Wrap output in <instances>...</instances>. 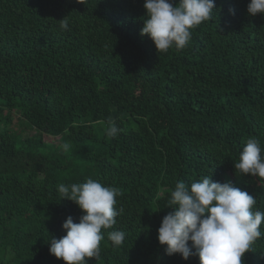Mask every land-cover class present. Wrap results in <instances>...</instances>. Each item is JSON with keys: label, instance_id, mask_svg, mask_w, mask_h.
<instances>
[{"label": "trees", "instance_id": "obj_1", "mask_svg": "<svg viewBox=\"0 0 264 264\" xmlns=\"http://www.w3.org/2000/svg\"><path fill=\"white\" fill-rule=\"evenodd\" d=\"M249 2L215 0L186 47L158 53L140 34L144 0H0V264H65L49 241L83 213L61 183L119 189L123 212L88 264H200L158 242L178 181H230L264 212V179L234 169L247 139L264 149V16ZM243 264H264V235Z\"/></svg>", "mask_w": 264, "mask_h": 264}, {"label": "clouds", "instance_id": "obj_2", "mask_svg": "<svg viewBox=\"0 0 264 264\" xmlns=\"http://www.w3.org/2000/svg\"><path fill=\"white\" fill-rule=\"evenodd\" d=\"M143 7L145 18L140 34L147 35L160 53L173 46L186 47L191 30L209 20L216 5L215 0H144ZM247 13L264 16V0H250ZM59 21L62 30H69L66 18ZM108 125L106 136L116 138L121 129L111 119ZM60 147L68 152L70 144L65 142ZM234 169L241 176L250 174L264 179V149L260 139H247ZM57 192L61 200L74 202L83 214L78 223L71 216L66 218L62 224L66 235L50 239L49 253L65 264H88L86 258L99 256L100 242L104 239L102 229L112 228L123 212L116 207L119 189L89 178L83 183L58 184ZM256 203L248 192L230 181H213L211 175L190 185L178 181L163 207L173 211L162 218L158 242L166 246L167 255L179 254L185 261L195 254L200 264H243L245 253L264 235L261 231L264 212L252 210ZM107 235L113 246L118 247L126 234L114 230Z\"/></svg>", "mask_w": 264, "mask_h": 264}, {"label": "rangeland", "instance_id": "obj_3", "mask_svg": "<svg viewBox=\"0 0 264 264\" xmlns=\"http://www.w3.org/2000/svg\"><path fill=\"white\" fill-rule=\"evenodd\" d=\"M19 113L18 112H13V121H12V125L11 127L14 128V129H18L21 127L20 125V120H19ZM28 132L30 134L34 133V130H28ZM43 138L46 139V140H50V141H54L56 140V136H52V135H48V134H44L43 135Z\"/></svg>", "mask_w": 264, "mask_h": 264}]
</instances>
